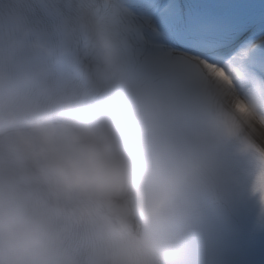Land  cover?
I'll return each mask as SVG.
<instances>
[{
	"label": "clouds",
	"instance_id": "clouds-1",
	"mask_svg": "<svg viewBox=\"0 0 264 264\" xmlns=\"http://www.w3.org/2000/svg\"><path fill=\"white\" fill-rule=\"evenodd\" d=\"M39 2L0 0V264H201L210 173L258 206L264 96L198 64L146 78L99 0Z\"/></svg>",
	"mask_w": 264,
	"mask_h": 264
},
{
	"label": "snow or ice",
	"instance_id": "snow-or-ice-1",
	"mask_svg": "<svg viewBox=\"0 0 264 264\" xmlns=\"http://www.w3.org/2000/svg\"><path fill=\"white\" fill-rule=\"evenodd\" d=\"M121 24L130 61L146 77L164 66L198 64L234 85L264 96V0H103ZM240 111L249 105L238 103ZM264 123V116H259ZM256 219L264 227V175L259 177ZM201 212L187 245L201 264H215L219 241L250 202L228 184L223 168L202 186Z\"/></svg>",
	"mask_w": 264,
	"mask_h": 264
}]
</instances>
